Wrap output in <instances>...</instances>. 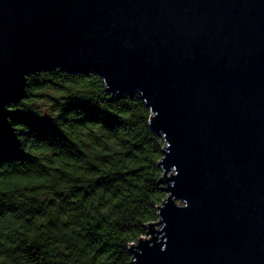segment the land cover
I'll return each instance as SVG.
<instances>
[{
	"label": "water",
	"instance_id": "95a60500",
	"mask_svg": "<svg viewBox=\"0 0 264 264\" xmlns=\"http://www.w3.org/2000/svg\"><path fill=\"white\" fill-rule=\"evenodd\" d=\"M52 70L139 94L165 142L131 264H264V0H0V112Z\"/></svg>",
	"mask_w": 264,
	"mask_h": 264
},
{
	"label": "trees",
	"instance_id": "16d2710c",
	"mask_svg": "<svg viewBox=\"0 0 264 264\" xmlns=\"http://www.w3.org/2000/svg\"><path fill=\"white\" fill-rule=\"evenodd\" d=\"M25 88L0 112V264H131L167 197L150 108L93 74Z\"/></svg>",
	"mask_w": 264,
	"mask_h": 264
},
{
	"label": "rangeland",
	"instance_id": "374dc122",
	"mask_svg": "<svg viewBox=\"0 0 264 264\" xmlns=\"http://www.w3.org/2000/svg\"><path fill=\"white\" fill-rule=\"evenodd\" d=\"M155 230H156V231L160 230V227H159V226H156V227H155ZM149 236H150V235H149V232H148V229H147V235H146V237H149Z\"/></svg>",
	"mask_w": 264,
	"mask_h": 264
}]
</instances>
